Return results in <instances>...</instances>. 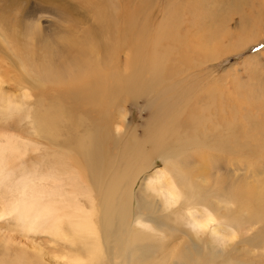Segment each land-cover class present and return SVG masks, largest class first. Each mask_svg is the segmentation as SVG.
<instances>
[{
	"label": "bare ground",
	"instance_id": "1",
	"mask_svg": "<svg viewBox=\"0 0 264 264\" xmlns=\"http://www.w3.org/2000/svg\"><path fill=\"white\" fill-rule=\"evenodd\" d=\"M125 1L141 11L126 14L123 0H77L86 14L80 19L76 6L59 4V16L80 33L63 21L54 24L58 39L55 45L41 40V61L29 70L34 85L23 86L20 105L8 99L0 75V118L24 112L37 139L0 136V219L8 217L31 243L18 248L8 242L0 264H224L228 256L264 261V179L250 183L245 169L251 158L264 175V156L256 150L262 143L250 141L236 121L206 116L214 108L207 99L197 115L201 95L190 100L203 79L187 72L219 52L205 43L186 45V32L201 33L211 24L190 10L179 26L183 33L174 25L162 30L165 23L157 24L150 11L169 0ZM239 5L217 0L205 6L226 37L221 42L237 31L252 43L260 38L264 2L252 9L256 19ZM32 96L40 101L33 103ZM139 100L148 101L142 134L127 129L121 105ZM178 222L191 225L193 234L172 244ZM221 230L226 236L218 239L224 245L219 251L214 238ZM239 245L253 255L239 253Z\"/></svg>",
	"mask_w": 264,
	"mask_h": 264
},
{
	"label": "rangeland",
	"instance_id": "2",
	"mask_svg": "<svg viewBox=\"0 0 264 264\" xmlns=\"http://www.w3.org/2000/svg\"><path fill=\"white\" fill-rule=\"evenodd\" d=\"M76 1L77 0H0V75L3 76L4 79L2 88L7 93L8 99L12 101V104H21V95L23 91H25L23 86L29 88L32 85L30 82L35 80V77L29 70H31V68L34 69L41 61V40H48L49 45H55L59 35H54L52 32L54 24L58 21H63V25L65 24L73 30L79 29V27H73L67 18H61L57 12V10H59L57 9L59 4L63 8L68 7L71 10L76 6L74 13L79 15L78 17H80V19L85 18L86 14L83 5ZM123 1L124 11L127 10V7L129 8L126 14L133 12V15L134 12L141 11L142 9L138 5L132 4L131 6L126 3L125 0ZM160 1L164 2V0ZM222 1L240 3L239 9L247 16L252 15L254 19H256L258 13L252 12V9L254 8L257 10V7L264 2V0ZM207 2L209 6L212 7V5L215 6L217 0H169L163 8L159 5H152L154 8L150 11V17L153 18L157 24L161 22L165 23L166 27H164V25L158 26V28L162 30L169 28V30H172L174 25V27L178 28L179 33H183L180 31L183 27L180 29L179 26L190 16L188 14L190 10H192L193 14L197 15V19L200 22L202 21L205 26L211 24L212 27L201 30V33L198 32L199 30L186 32V45L189 42H193L192 46L205 43L209 46H215V50L219 52L216 56L217 59L214 61L205 63L195 70L187 72L191 73L190 75H201V79H203L199 88L190 97V100H194L200 95V99L202 97L204 98V101H199L200 105L199 103L196 105L198 110L196 109L195 113L197 115H202V107L207 101L210 105L214 104V108H210V113L206 112L205 115L210 116V114H213L218 117H223L226 121H236V123H240L241 126H244L243 130L245 134L247 132L249 135L250 141L256 140L262 143L260 145L256 144V150L261 151V154L263 153L262 156H264V27L256 31L260 38L258 37L254 43L250 40L246 41L245 38L247 35L240 33V31L235 32V34L229 38V42H221L220 40L226 37L217 30L215 26L216 23L211 19L212 16L205 11ZM193 4L197 6V14L194 12ZM262 7L264 6L262 5ZM162 9L166 10L164 16L157 13ZM206 13L208 15H206ZM136 14L139 15V13ZM136 14L134 16L138 17ZM143 15L146 16V14ZM144 16H142V18ZM235 17H237V15H235ZM235 17L232 23V29L234 31L239 22V18ZM59 29L66 30L64 27ZM78 33H80V30H78ZM196 35L198 36L196 37ZM206 40L207 42H205ZM29 43L33 44H31L32 47H30L32 50L26 54L25 46L29 45ZM179 46L182 48L184 47V45ZM231 51L234 52L229 53ZM125 52V48H122L120 51L123 55ZM23 57L24 62L21 59ZM30 62H33V67H30ZM24 63H27L29 67L28 70L24 68ZM23 71L25 72L24 74ZM32 91L34 90L31 89V92ZM202 93H204L205 96H203ZM208 96H210L212 100H210L211 98H207ZM206 99L207 101H205ZM31 100L35 103L36 100H39V97L34 96ZM147 103L148 101L141 102L140 100L136 103L121 102V105L125 107L127 112V116L125 117V126L127 125V129L129 128L131 130L135 128L138 134H142L141 127L147 126L148 122H146V119L149 118L145 110ZM5 112L4 114H8L7 111ZM150 124L152 125V123ZM32 131L29 120L26 119L22 111L13 112L8 117L0 118V136H6L7 134L15 135L16 137L19 136L21 138L30 137L33 141H36L37 139L33 136ZM2 139L3 138H0V140ZM208 152L210 154H217L219 150H208ZM224 154L225 157H229L226 153ZM33 155L36 156V154ZM236 158V156H230L231 160H236ZM246 160L249 163H246L248 168H245L248 170V181L260 185L261 179H264V175H261V168L256 166L258 162L251 158ZM18 161L16 162L17 167L20 163ZM155 166L158 168L161 164L158 162ZM231 166L233 165L230 163V167ZM242 166H244V164H242ZM231 168L235 169L234 166ZM241 173L242 172H237V174ZM135 206L136 203L134 202L133 207L135 208ZM15 226L17 227L8 217L0 219V259L5 256V245H7L8 242L9 245L11 243L10 247H17L19 245L18 248L24 247L25 245V247H29V244H31L29 242L30 237L28 239V237L22 235ZM173 228L177 231L174 233L176 239L169 241L172 242V244L183 242L187 235L191 236L193 234V228L189 224L178 222L173 224ZM223 236H226V234L221 230L217 237L214 238L217 250L219 251H222L224 248V245L218 242V239L221 241ZM238 252L247 256L253 255L251 250L244 245L238 246ZM149 258L154 257L149 256ZM224 260V264H264V261L258 259L248 260L242 256H228ZM48 261H50L49 258ZM120 261H122V259H120Z\"/></svg>",
	"mask_w": 264,
	"mask_h": 264
}]
</instances>
